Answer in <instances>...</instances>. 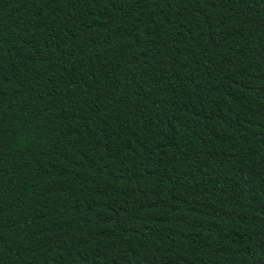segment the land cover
I'll list each match as a JSON object with an SVG mask.
<instances>
[{"label":"trees","instance_id":"16d2710c","mask_svg":"<svg viewBox=\"0 0 264 264\" xmlns=\"http://www.w3.org/2000/svg\"><path fill=\"white\" fill-rule=\"evenodd\" d=\"M0 264H264V0H0Z\"/></svg>","mask_w":264,"mask_h":264}]
</instances>
